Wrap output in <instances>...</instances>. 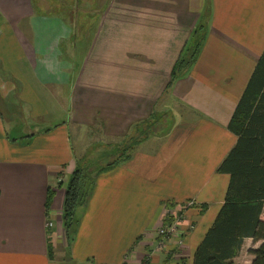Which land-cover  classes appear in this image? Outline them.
<instances>
[{
    "label": "crops",
    "instance_id": "0c3cea01",
    "mask_svg": "<svg viewBox=\"0 0 264 264\" xmlns=\"http://www.w3.org/2000/svg\"><path fill=\"white\" fill-rule=\"evenodd\" d=\"M77 1L0 0V264H193L224 200L228 175L217 167L264 49V0H90L102 17L81 62ZM198 25L196 60L170 82ZM54 109L61 118L44 125ZM2 111L30 125L10 137ZM151 114L166 130L97 176L67 237L65 184L85 155L71 130L81 146ZM179 206L177 231L159 236L165 211Z\"/></svg>",
    "mask_w": 264,
    "mask_h": 264
},
{
    "label": "trees",
    "instance_id": "16d2710c",
    "mask_svg": "<svg viewBox=\"0 0 264 264\" xmlns=\"http://www.w3.org/2000/svg\"><path fill=\"white\" fill-rule=\"evenodd\" d=\"M203 38V27L198 25L172 68L170 82L187 72L196 60ZM144 125L148 126L149 121L135 123L134 134L125 144L107 143L105 148L76 159L65 184L61 210L67 237L73 234L77 210L87 202L97 176L130 158L134 147L146 138L140 128ZM227 128L236 140L217 167V172L228 175L224 200L196 247L192 261L193 264H234L245 240L250 239L253 244L258 243L248 249L252 255L250 264H264V49ZM53 192L48 189L47 205Z\"/></svg>",
    "mask_w": 264,
    "mask_h": 264
},
{
    "label": "rangeland",
    "instance_id": "374dc122",
    "mask_svg": "<svg viewBox=\"0 0 264 264\" xmlns=\"http://www.w3.org/2000/svg\"><path fill=\"white\" fill-rule=\"evenodd\" d=\"M38 0H32L33 5H36V2ZM64 1H69V0H64ZM101 1V0H100ZM52 0H44V6L46 4L51 3ZM93 2V1H92ZM96 3V2H95ZM77 5L80 8V12L78 11V13L80 14L79 17V22H80V28L79 31L77 32V40L78 43L80 45V53L78 54L80 57V62L85 60V53L87 51V42L94 40L95 36H96V31H98V27L95 28V24L100 23L101 22V17L99 15H95L96 13H94V7H100L97 5H94L93 3H90V0H78L77 1ZM68 7V5L66 6ZM67 9V8H66ZM100 9V8H99ZM96 9V10H99ZM95 28V29H94ZM91 45V44H90ZM53 87H57V89L59 90L60 87L58 86H53ZM3 113V117L5 120V125L7 127V131H8V135L10 137H14L18 130L19 127H27L28 125H30L29 122H24L22 120L17 121V118H14L11 122L7 121V117L8 115L11 116V114H6L4 111H2ZM12 113V112H11ZM62 113L59 111H57V109L52 110V113H50V115L45 118L44 120H42V123L44 125H53L52 122L54 121V119H60L61 118ZM150 118H148L149 121V125L146 126H142L140 128H142V130L146 133V137L149 136L152 132L157 133L158 131L161 132V130L165 131L166 127L162 126V122L159 119V117L157 116H152V114L149 116ZM15 127H13L14 125ZM36 126V125H35ZM16 128V129H14ZM33 129V131L35 130L36 127H31ZM23 129V130H24ZM70 129H72V126H70ZM74 130V131H73ZM73 130H71V142L73 144V148L77 151L78 154H81L80 151L85 149V154H91V153H95L96 151L105 148L104 144L107 143H120V144H125L126 141L128 140L127 138L130 137L131 135L134 134V129H131L126 135H122L119 136L117 138L113 137V138H106L104 137L105 140H101L100 138H96V137H85V143H82L81 146H79V142H78V136L79 133L77 132V130H79L78 128H73ZM94 138V139H93ZM96 139V140H95ZM103 139V138H102ZM89 141V142H88ZM83 155L78 156L79 158H81ZM78 158V159H79ZM105 162V161H104ZM191 202V201H190ZM186 206H190L192 204L191 203H183ZM175 207V206H173ZM182 206H179L178 209L176 208H172V210H174L175 212H172L173 215L178 216L180 214H182V212H180L182 209ZM171 214H169V218H170ZM258 245V243L253 244L251 240H246L240 250V253L238 254L237 257L234 258L233 262L234 264H250L251 259H252V255L249 254L248 249L250 247H256Z\"/></svg>",
    "mask_w": 264,
    "mask_h": 264
},
{
    "label": "built area",
    "instance_id": "2783aa9c",
    "mask_svg": "<svg viewBox=\"0 0 264 264\" xmlns=\"http://www.w3.org/2000/svg\"><path fill=\"white\" fill-rule=\"evenodd\" d=\"M187 203H191V202H187ZM172 212H175L174 210H172V208H169L168 210L165 211L162 222L157 228V234L161 237L170 236L177 231L178 224L181 220V214L175 216L173 215ZM169 214H171L170 218L168 217ZM159 243H161V241H159ZM139 264H145V263L143 261H140Z\"/></svg>",
    "mask_w": 264,
    "mask_h": 264
}]
</instances>
